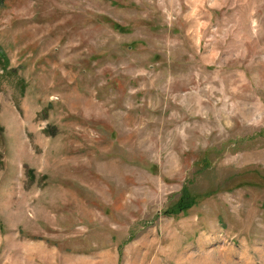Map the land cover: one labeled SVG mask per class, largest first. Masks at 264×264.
<instances>
[{"label": "rangeland", "instance_id": "1", "mask_svg": "<svg viewBox=\"0 0 264 264\" xmlns=\"http://www.w3.org/2000/svg\"><path fill=\"white\" fill-rule=\"evenodd\" d=\"M0 264H264V0H0Z\"/></svg>", "mask_w": 264, "mask_h": 264}, {"label": "trees", "instance_id": "2", "mask_svg": "<svg viewBox=\"0 0 264 264\" xmlns=\"http://www.w3.org/2000/svg\"><path fill=\"white\" fill-rule=\"evenodd\" d=\"M188 206V205H187Z\"/></svg>", "mask_w": 264, "mask_h": 264}]
</instances>
